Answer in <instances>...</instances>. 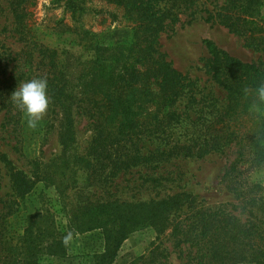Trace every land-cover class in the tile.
<instances>
[{
  "label": "trees",
  "instance_id": "16d2710c",
  "mask_svg": "<svg viewBox=\"0 0 264 264\" xmlns=\"http://www.w3.org/2000/svg\"><path fill=\"white\" fill-rule=\"evenodd\" d=\"M67 1L73 14L79 13L76 1ZM108 1L122 9L130 23L129 35L115 43L103 31L65 24L64 32L71 35L68 45L81 47L74 54L73 71L68 69L70 52L57 45L28 44L20 37L25 47L16 53L0 42V114L9 115L8 122L15 120L16 126L21 112L10 99L12 92L21 82L46 77L56 107L66 112L76 107L92 128L87 159H82L95 186L105 187L138 167L156 170L174 159L224 154L236 146V158L222 176L233 201L209 205L191 194L175 193L68 208L63 200L66 230L102 231L106 247L95 264H112L128 235L143 227L159 235L168 233L180 252L186 251L185 264H264V180H251L249 175L264 168V114L250 107L259 103L256 89L264 84V67L205 41L209 56L202 68L226 93L218 107L211 91L204 95V89L176 70L159 47L163 34L173 33L184 20L191 23L198 14L205 22L220 24L264 47V0ZM21 3L17 2L18 8ZM79 18L73 15L72 21L78 23ZM0 162H5L18 197L30 193L40 180L52 182L40 168L30 176L11 165L6 153L0 154ZM92 162L100 169H91ZM150 178L153 186H161L160 178ZM4 206L0 207V264H40L43 256L65 254L67 231L59 228L50 209L29 214L18 233L9 224L17 209L7 206L4 211ZM130 264L169 262L165 249L153 246Z\"/></svg>",
  "mask_w": 264,
  "mask_h": 264
},
{
  "label": "rangeland",
  "instance_id": "374dc122",
  "mask_svg": "<svg viewBox=\"0 0 264 264\" xmlns=\"http://www.w3.org/2000/svg\"><path fill=\"white\" fill-rule=\"evenodd\" d=\"M74 1L81 8L75 14L67 0H0L1 44L16 53L25 47L20 37H25L28 44L43 41L57 45L70 52L67 55L68 69L73 71L76 63L73 61L74 54L80 52L81 47L68 45L66 39L71 35L64 32L65 24L82 25L93 32L103 31L115 43L129 35L130 23L121 8L108 0ZM17 2H22L19 8ZM15 9H18L16 13ZM17 15L21 18L18 19ZM73 15L80 17L78 23L72 21ZM203 17V14H198L191 23L182 21L173 33L160 37L159 47L176 70L195 80L204 89V95L211 91L216 104L221 107L226 93L202 68L209 56L205 41L237 59L253 62L260 67H264V47L250 44V40L220 24L207 23ZM261 17L264 18V7ZM47 95L50 99L47 115L35 131L27 127L22 113L16 126L12 124L15 120L8 122L9 115L4 117L3 113L0 114V154L6 153L11 165L30 176L39 168L48 172L52 181L40 180L30 193L18 197L11 189L5 162H0V207L5 205L4 211H7V206L17 209L9 219L12 231L22 233L26 217L46 209L54 213L59 228L67 231L63 213L65 201L68 208L79 205L89 207L88 202L97 205V202L100 204L122 198L136 202L175 193L191 194L209 205L233 201L228 183L223 181L222 176L236 158V146L226 149L224 154L216 153L200 159H174L162 163L156 170L138 167L132 170V174H120L105 187L103 184L95 186L93 176L90 177L92 171L83 167V159H87L93 137L86 116L76 107L69 108L67 112L59 109L48 92ZM258 106L259 110L255 112L264 114V104L260 107L258 103ZM36 161L40 165L37 166ZM93 164L95 162H92L91 169H100V166L93 167ZM249 175L251 180H264V168L249 171ZM149 176L160 178L158 183L161 186H153ZM66 246L64 255L43 256L40 264H95L96 256L104 252L106 243L102 231L96 228L81 232L67 231ZM153 246L165 249L169 264H185L184 248L181 253V248L175 246L168 233L159 235L151 227H143L129 234L112 264H130L147 254Z\"/></svg>",
  "mask_w": 264,
  "mask_h": 264
},
{
  "label": "clouds",
  "instance_id": "9594fccd",
  "mask_svg": "<svg viewBox=\"0 0 264 264\" xmlns=\"http://www.w3.org/2000/svg\"><path fill=\"white\" fill-rule=\"evenodd\" d=\"M47 90V78L42 77L21 82L11 94L12 103L23 114V119L30 130H37L47 115L50 104ZM244 92L247 96L249 90L245 88ZM256 96L259 104H264V84L258 86ZM250 107L253 111L259 110V106L256 103H253Z\"/></svg>",
  "mask_w": 264,
  "mask_h": 264
}]
</instances>
